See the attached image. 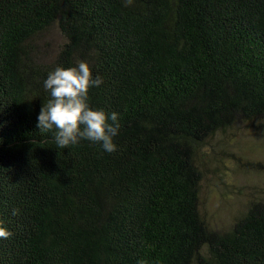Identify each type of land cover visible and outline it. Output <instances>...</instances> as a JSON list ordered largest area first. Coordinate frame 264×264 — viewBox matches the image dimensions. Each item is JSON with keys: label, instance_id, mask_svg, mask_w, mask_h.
<instances>
[{"label": "trees", "instance_id": "trees-1", "mask_svg": "<svg viewBox=\"0 0 264 264\" xmlns=\"http://www.w3.org/2000/svg\"><path fill=\"white\" fill-rule=\"evenodd\" d=\"M80 61L112 153L37 128L48 73ZM238 122L264 133V0H0V264H264L263 201L225 231L199 209L197 152Z\"/></svg>", "mask_w": 264, "mask_h": 264}, {"label": "rangeland", "instance_id": "rangeland-1", "mask_svg": "<svg viewBox=\"0 0 264 264\" xmlns=\"http://www.w3.org/2000/svg\"><path fill=\"white\" fill-rule=\"evenodd\" d=\"M41 38L40 49L45 53L38 59L50 62L64 37L53 27ZM250 127L238 122L212 136L197 152L199 209L213 229H230L250 201L264 202V133H254Z\"/></svg>", "mask_w": 264, "mask_h": 264}, {"label": "clouds", "instance_id": "clouds-1", "mask_svg": "<svg viewBox=\"0 0 264 264\" xmlns=\"http://www.w3.org/2000/svg\"><path fill=\"white\" fill-rule=\"evenodd\" d=\"M103 77L93 76L86 61L74 66H58L50 71L43 82L49 93L37 116L41 133L52 132L56 146L68 148L81 140L97 143L107 153L116 151L114 137L119 133V114H110L103 108L89 104V89L99 87ZM18 210H13V215ZM12 232L0 222V239L11 237Z\"/></svg>", "mask_w": 264, "mask_h": 264}]
</instances>
